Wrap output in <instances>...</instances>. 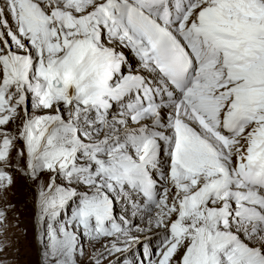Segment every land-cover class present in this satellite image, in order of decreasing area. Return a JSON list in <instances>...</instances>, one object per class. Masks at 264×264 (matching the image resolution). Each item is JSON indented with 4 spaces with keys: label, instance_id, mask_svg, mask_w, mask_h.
I'll list each match as a JSON object with an SVG mask.
<instances>
[{
    "label": "snow or ice",
    "instance_id": "obj_1",
    "mask_svg": "<svg viewBox=\"0 0 264 264\" xmlns=\"http://www.w3.org/2000/svg\"><path fill=\"white\" fill-rule=\"evenodd\" d=\"M13 172L42 264H118L117 204L148 264H264V0H0V197Z\"/></svg>",
    "mask_w": 264,
    "mask_h": 264
},
{
    "label": "rangeland",
    "instance_id": "obj_2",
    "mask_svg": "<svg viewBox=\"0 0 264 264\" xmlns=\"http://www.w3.org/2000/svg\"><path fill=\"white\" fill-rule=\"evenodd\" d=\"M29 110L31 111L30 108ZM18 122L19 121L16 123ZM7 127L8 129H14L15 124H9ZM16 143L17 147H19V142ZM17 147H13L10 153L13 160L17 154ZM21 164H23V160H21ZM41 179L47 181L48 176L42 174ZM35 193L34 182H30L29 179L20 172H13L12 186L4 194V197H0V207L12 205L7 212L6 227L4 231L0 233V242H3L4 245L3 250L0 251V264H42L43 248L38 242ZM128 206L130 211L136 210L131 205ZM128 206H126V208ZM154 211L153 209V213ZM128 216L132 218V216ZM142 219L148 220L149 213L147 212ZM145 225L146 224L141 225V222L132 223V227L137 228L134 236L139 237L142 243L133 245L127 253H117L107 259H111L114 262L118 261V264H124L125 260L132 262V264H141V261H143V264H148L147 259L143 256V243L148 242L150 248L154 249L158 238L148 236V230L151 231L152 228ZM138 229H142V231ZM146 237L148 238L147 241L145 240ZM82 243L85 251L83 256L77 257L78 264H90V257L95 254L94 249L86 240H82ZM96 249H99V245H96ZM91 264H94V261L91 262ZM103 264H106V261L103 262Z\"/></svg>",
    "mask_w": 264,
    "mask_h": 264
},
{
    "label": "bare ground",
    "instance_id": "obj_3",
    "mask_svg": "<svg viewBox=\"0 0 264 264\" xmlns=\"http://www.w3.org/2000/svg\"><path fill=\"white\" fill-rule=\"evenodd\" d=\"M130 60H131V62L133 63V65H134V63H136L135 61H134V59L130 56ZM134 68H135V66H133ZM33 187H34V185H33ZM35 196H36V193H35ZM126 206L124 205V204H117L116 205V213H117V215L119 216L120 214L121 215H123V214H127V218L129 219V220H131L132 221V223H137V222H141V225H143V224H146V225H148L149 226V223H148V221H149V219L148 220H144V219H142V217L144 216V215H146L147 214V212L146 211H143V212H141V213H136V210H129V206L126 208ZM134 213H136L135 215H134ZM128 215H130V216H132V218L131 217H129ZM145 225V226H146ZM139 227V226H138ZM152 229H151V231L150 230H148V236H153V237H157V233L160 231V229H157V228H155L154 226H150ZM136 229L137 228H133L132 227V235H134L135 234V232H136ZM147 232V231H146ZM152 234V235H151ZM158 238V237H157ZM154 245V244H153ZM154 247V246H153Z\"/></svg>",
    "mask_w": 264,
    "mask_h": 264
}]
</instances>
